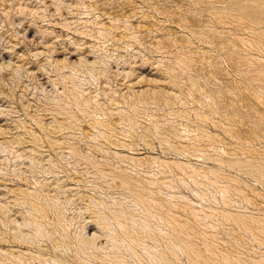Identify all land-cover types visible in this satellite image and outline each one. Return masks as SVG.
Masks as SVG:
<instances>
[{"label": "rangeland", "instance_id": "374dc122", "mask_svg": "<svg viewBox=\"0 0 264 264\" xmlns=\"http://www.w3.org/2000/svg\"><path fill=\"white\" fill-rule=\"evenodd\" d=\"M123 263L264 264V0H0V264Z\"/></svg>", "mask_w": 264, "mask_h": 264}, {"label": "bare ground", "instance_id": "6f19581e", "mask_svg": "<svg viewBox=\"0 0 264 264\" xmlns=\"http://www.w3.org/2000/svg\"><path fill=\"white\" fill-rule=\"evenodd\" d=\"M131 118H132V117H131ZM127 121H128V120H127ZM134 198H135V197H134ZM40 209H41V208H40ZM34 213H35V212H34ZM43 225H44V224H43ZM38 226H39V225H38ZM40 227H41V226H40ZM43 227H44V226H43ZM33 228H34V227H33ZM39 230H40V229H39ZM37 232H38V231H37ZM37 232H36V233H37ZM36 233H35V234H36ZM39 236H40V235H39ZM124 263H125V262H124ZM124 263H123V264H124Z\"/></svg>", "mask_w": 264, "mask_h": 264}]
</instances>
